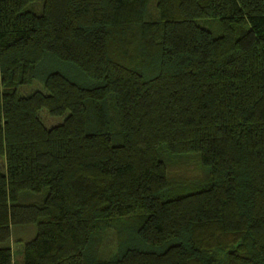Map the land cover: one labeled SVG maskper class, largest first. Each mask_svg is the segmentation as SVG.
I'll return each instance as SVG.
<instances>
[{"label":"trees","instance_id":"1","mask_svg":"<svg viewBox=\"0 0 264 264\" xmlns=\"http://www.w3.org/2000/svg\"><path fill=\"white\" fill-rule=\"evenodd\" d=\"M0 160V264H264V0H0Z\"/></svg>","mask_w":264,"mask_h":264},{"label":"rangeland","instance_id":"2","mask_svg":"<svg viewBox=\"0 0 264 264\" xmlns=\"http://www.w3.org/2000/svg\"><path fill=\"white\" fill-rule=\"evenodd\" d=\"M35 90L42 91L41 85L36 83V84H33L31 86H28V87H22V88H19L17 90V93L20 96H27ZM37 114H38V117L41 120L42 124L45 126V128H49L51 126L60 124L63 117H64V116H61V117L47 116L44 109H40ZM191 167H192V169H194V168L197 169V165L194 163L191 164ZM0 170L3 171V162L1 160H0ZM33 232H34L33 226H27V227L20 226V227H15L14 230H12L11 249L14 253V257H13L14 262L17 263L19 261V263H20L18 253L16 251L19 249L20 246L17 245L15 242L21 241V243H22V241L24 242V241L28 240L29 238H31Z\"/></svg>","mask_w":264,"mask_h":264}]
</instances>
